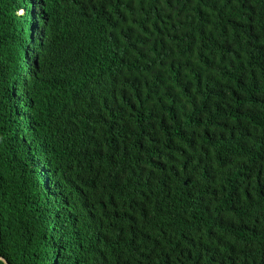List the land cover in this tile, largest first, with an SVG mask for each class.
<instances>
[{
	"label": "trees",
	"instance_id": "1",
	"mask_svg": "<svg viewBox=\"0 0 264 264\" xmlns=\"http://www.w3.org/2000/svg\"><path fill=\"white\" fill-rule=\"evenodd\" d=\"M0 257L264 264V0H0Z\"/></svg>",
	"mask_w": 264,
	"mask_h": 264
},
{
	"label": "water",
	"instance_id": "2",
	"mask_svg": "<svg viewBox=\"0 0 264 264\" xmlns=\"http://www.w3.org/2000/svg\"><path fill=\"white\" fill-rule=\"evenodd\" d=\"M0 261H1L3 264H7L6 261H5L2 257H0Z\"/></svg>",
	"mask_w": 264,
	"mask_h": 264
}]
</instances>
